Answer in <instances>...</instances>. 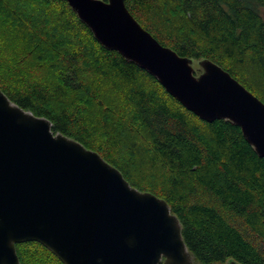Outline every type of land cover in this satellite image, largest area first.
<instances>
[{"label":"trees","instance_id":"1","mask_svg":"<svg viewBox=\"0 0 264 264\" xmlns=\"http://www.w3.org/2000/svg\"><path fill=\"white\" fill-rule=\"evenodd\" d=\"M126 6L162 46L212 61L264 103V0ZM8 31L16 50H28L53 72L52 80L26 89L0 80L13 103L100 154L139 191L164 199L196 263L264 264V159L239 127L207 123L185 109L154 77L101 46L63 0H0V48ZM108 90L124 111L116 95L103 108ZM137 172L140 182L133 180ZM24 246L63 264L35 242L17 245L21 264H29Z\"/></svg>","mask_w":264,"mask_h":264},{"label":"water","instance_id":"2","mask_svg":"<svg viewBox=\"0 0 264 264\" xmlns=\"http://www.w3.org/2000/svg\"><path fill=\"white\" fill-rule=\"evenodd\" d=\"M101 46L154 77L201 120H225L264 159V103L208 59L162 46L126 0H63ZM39 243L63 264H198L164 200L133 187L95 151L13 103L0 89V264ZM227 264H239L229 261Z\"/></svg>","mask_w":264,"mask_h":264},{"label":"rangeland","instance_id":"3","mask_svg":"<svg viewBox=\"0 0 264 264\" xmlns=\"http://www.w3.org/2000/svg\"><path fill=\"white\" fill-rule=\"evenodd\" d=\"M262 15L264 17V11H262ZM9 32L10 31H8V33H5L7 34V40L0 48V57H3L2 61H0V80L3 83L5 82L3 80H7L8 83L5 82V84L12 87L15 85L17 87L18 85L25 86L26 84L32 82L34 84L35 82H46L47 80H52L51 77L53 72H50L51 70L48 68V63H41L42 66L40 68V61L36 62L37 59L35 61L33 55L29 54L28 50H16V47L12 43H10L12 37ZM198 63L199 61H194V69L197 75L202 73V69L200 68ZM24 86L23 88L26 89V87ZM152 88L156 89L155 87ZM105 94L107 98L102 105L103 108L111 105L109 99H112L113 97L115 98L116 95V98H119L118 108L121 111L125 110L124 105L121 103V98L119 97L117 92L110 93V90H108ZM193 123L195 125H198L200 129H204L200 124L194 121ZM143 172H145V170H143L142 173ZM142 178L143 174H141V172H137L133 176V180L138 182H140ZM22 250L24 251L25 258L27 259V262H29V264H56L49 256L43 254L42 251L35 246H24L22 247ZM227 263L228 262H226L225 264Z\"/></svg>","mask_w":264,"mask_h":264}]
</instances>
